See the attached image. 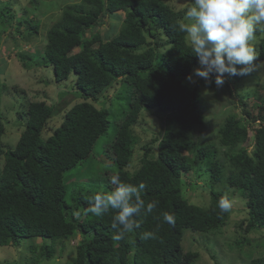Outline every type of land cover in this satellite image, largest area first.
<instances>
[{
  "label": "trees",
  "instance_id": "obj_1",
  "mask_svg": "<svg viewBox=\"0 0 264 264\" xmlns=\"http://www.w3.org/2000/svg\"><path fill=\"white\" fill-rule=\"evenodd\" d=\"M118 12L123 18L116 35L102 38L99 31L84 35L103 17ZM14 19L9 5L0 8V37ZM23 20L26 32L18 25L15 30L29 40L39 25L26 14ZM180 22V14L163 0H81L61 9L46 32L40 59L52 64L56 82L74 77L70 88H75V100L63 101L62 92L54 106L27 101L18 115L25 124L15 144L4 141L6 122L0 114V246L29 240L27 247L34 255L27 264H38L54 256L57 243L62 246L64 239L78 233L76 253L64 264H193L198 253L183 249L184 230L212 233L226 223L232 210L220 213L218 208L225 196L218 190L223 182L247 192L248 217L240 223L244 222V231L264 226V99L257 110H251L245 99L256 95L257 89L246 97L235 92L242 116H226L219 133L220 145L229 150L224 152L229 161L226 174L212 143L199 144L191 157L197 143L190 132L205 126V118L198 86L187 80L198 58L186 34L177 30ZM256 35L258 42L252 46L257 59L264 60V30ZM18 55L25 68L31 61L41 64L32 52ZM224 85L232 94L229 80ZM109 91L123 98H118L112 118L109 108L101 105L103 100L109 102L102 96ZM154 108L168 117L157 154L154 158L145 154L130 170L138 143L133 127L142 111ZM106 132L116 136L97 158L91 154L93 146ZM248 143L251 151L244 148ZM141 148L151 151L149 143ZM201 164L210 172L208 205L191 203L183 196L185 186L197 184L183 181L181 175L200 169ZM112 175L121 182L145 184L142 198L146 203L158 202L152 214L135 217L139 228L119 241L113 239L116 233L111 227L118 210L100 217L85 214L92 195L115 190L109 183ZM164 212L174 215V224L163 221ZM144 231H156V238L142 240ZM35 238L41 243L36 244ZM250 264H264V256L252 257Z\"/></svg>",
  "mask_w": 264,
  "mask_h": 264
},
{
  "label": "rangeland",
  "instance_id": "obj_2",
  "mask_svg": "<svg viewBox=\"0 0 264 264\" xmlns=\"http://www.w3.org/2000/svg\"><path fill=\"white\" fill-rule=\"evenodd\" d=\"M80 2L81 0H0V8L7 4L11 8V12L15 14L12 26L8 27L0 37V114L6 122L5 127L8 133L4 134L5 142L15 144L22 128H24V118H19L18 115L25 109L27 101L42 100L54 106L62 92L66 95L61 97L63 101L70 98L75 100L72 96L75 88H70L74 77L71 76L65 81L56 82L52 64H44L40 59V54L46 43V32L60 16L61 9L66 5H75ZM163 2L178 12L182 21L185 10L191 6L192 0H163ZM25 14L34 24L39 25L38 33L29 40H24L15 30L18 25L21 32H26L27 24L23 20ZM122 18V12H118L115 16L106 15L102 18L100 26L86 30L84 35L89 37L93 31H99L102 38H110L119 30ZM161 37L164 36L161 35ZM257 42L258 36L255 35V38L250 42L251 46ZM74 49L78 50V48ZM254 50L256 51V49ZM19 51L32 52L41 64L31 61L30 68H25L18 55ZM198 67H201L199 61L192 67L191 74ZM226 79L229 80L232 94L228 92L225 85L220 88L211 87L201 82V78L193 76L194 83L198 86L199 108L205 118V126L201 128L196 126L190 132L191 140L197 143L192 146L190 156H193L199 144L212 143L217 151L216 157L223 164L224 174L229 169L228 157L224 152L229 150L220 145V128L223 126L226 116H242L241 108L238 105L240 99L235 95L236 91L246 97L252 90L257 89L256 95H249L245 99L251 110H257V105L263 103L261 98L264 99V60L254 61L253 70L248 75L242 76L240 79L232 77H226ZM126 87L130 93V88L127 85ZM104 95L109 98V102L103 100L101 105L105 104L109 108L110 118H112L115 105L120 104L121 99L118 101V98H122V96L118 95L117 91H109L108 94L105 92L102 96ZM166 114L157 109L140 113V118L133 127L138 143L135 147L133 161L129 166L130 170L136 167L138 159L143 155L144 150L141 148L143 145L149 143L152 148L149 157L156 155L158 142L156 140L165 129V119L168 118ZM249 134L250 137L252 133ZM106 141L105 135L100 136L94 144L93 151L102 153ZM244 148L251 151L252 144L248 143ZM181 176L183 181L197 184V186H185L183 196L191 203L208 205L210 200L208 189L211 187V182L210 172L207 171L206 166L201 164L200 169L197 168V170H192ZM218 190H222L232 201V211L226 223L220 230L212 233H199L185 229L184 239H182L183 249L198 253L193 264H250L252 257L264 256V226L252 231H244V222L248 217L245 206L246 191L236 187L229 188L225 182ZM242 220L244 222L240 225ZM79 240L80 234L77 233L64 239L62 246L57 243L54 256L38 264H64L75 255ZM41 241L40 238H35L36 244H40ZM28 244L29 240L16 246H0V264H27V261L34 255L28 249Z\"/></svg>",
  "mask_w": 264,
  "mask_h": 264
},
{
  "label": "clouds",
  "instance_id": "obj_3",
  "mask_svg": "<svg viewBox=\"0 0 264 264\" xmlns=\"http://www.w3.org/2000/svg\"><path fill=\"white\" fill-rule=\"evenodd\" d=\"M176 27L180 33L186 34L191 52L201 65L194 69L187 80L194 83L195 76L205 80L209 85L214 83L220 88L224 85L226 77L246 76L253 70V63L258 57L250 42L258 30H264V0H192L191 6L185 10L182 21ZM163 134L164 130L159 141L156 140L157 145ZM103 135L107 139L105 144L108 145L115 138L116 132L114 135L108 132ZM149 152L145 153L144 150L141 157ZM91 154L100 158L103 151L97 153L92 150ZM109 160L112 162L111 158ZM109 183L115 185V190L92 195L89 198L90 207L86 209L85 214L100 217L109 210H118L111 227L116 233L113 239L119 241L124 239L126 234L139 228L140 225L134 218L142 212L145 215L152 214L158 202H145L141 195L146 187L143 183L134 185L121 182L118 175H112ZM218 208L220 213H228L231 210L232 201L227 195L219 199ZM74 215L79 218L80 213L75 212ZM162 219L169 225L175 223L174 215L168 212L162 214ZM156 235V231H144L140 238L155 239Z\"/></svg>",
  "mask_w": 264,
  "mask_h": 264
}]
</instances>
